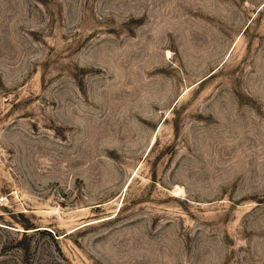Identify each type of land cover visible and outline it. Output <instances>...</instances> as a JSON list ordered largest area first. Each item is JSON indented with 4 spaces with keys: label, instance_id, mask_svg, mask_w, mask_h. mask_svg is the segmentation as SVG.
Returning a JSON list of instances; mask_svg holds the SVG:
<instances>
[{
    "label": "rangeland",
    "instance_id": "1",
    "mask_svg": "<svg viewBox=\"0 0 264 264\" xmlns=\"http://www.w3.org/2000/svg\"><path fill=\"white\" fill-rule=\"evenodd\" d=\"M0 264H264V0H0Z\"/></svg>",
    "mask_w": 264,
    "mask_h": 264
}]
</instances>
